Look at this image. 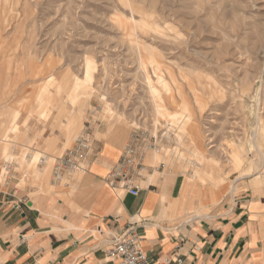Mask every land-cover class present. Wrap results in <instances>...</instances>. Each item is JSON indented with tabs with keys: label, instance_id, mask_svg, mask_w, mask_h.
<instances>
[{
	"label": "rangeland",
	"instance_id": "374dc122",
	"mask_svg": "<svg viewBox=\"0 0 264 264\" xmlns=\"http://www.w3.org/2000/svg\"><path fill=\"white\" fill-rule=\"evenodd\" d=\"M0 34L13 45L16 66L41 72L32 123L69 136L64 149L44 155L36 141L42 132L31 131L32 148L19 149L17 169L32 186L40 159L51 167L50 182L56 157L85 131L93 149L100 140L124 150L134 131L148 130L163 149L146 153L139 183L154 172L155 183L167 167L186 180L197 167L186 149L179 154L188 158L173 150L159 103L187 138L200 133L196 158L205 181L181 194L195 214L236 190L264 201V0H0Z\"/></svg>",
	"mask_w": 264,
	"mask_h": 264
},
{
	"label": "crops",
	"instance_id": "0c3cea01",
	"mask_svg": "<svg viewBox=\"0 0 264 264\" xmlns=\"http://www.w3.org/2000/svg\"><path fill=\"white\" fill-rule=\"evenodd\" d=\"M4 36L0 34V139L5 132L16 133L0 141V264H113L107 249L113 235L125 229L137 233L144 251L156 260L264 264V201L249 189L236 190L224 203L210 200L197 206V215L191 197L181 199L188 178L169 167L158 171L155 183L150 181L155 172L142 179L139 194L132 195L106 179L122 155V144L96 142L82 163L84 170L71 172L68 183H56L58 157L50 182L51 167L47 177L38 175L47 166L42 157L35 175L38 185L32 186L31 177L17 169L19 149L32 148L31 131L38 126L42 132L36 141L44 155L52 148L64 149L69 136L32 123L41 72L37 65L16 66L13 45ZM7 148L16 158L3 174ZM30 157L26 163L31 164Z\"/></svg>",
	"mask_w": 264,
	"mask_h": 264
},
{
	"label": "built area",
	"instance_id": "2783aa9c",
	"mask_svg": "<svg viewBox=\"0 0 264 264\" xmlns=\"http://www.w3.org/2000/svg\"><path fill=\"white\" fill-rule=\"evenodd\" d=\"M86 131L75 142L74 146L63 154L57 161L55 179L62 182L63 174H68L81 167V163L93 150V140ZM92 140V141H91ZM150 149L162 150L159 141L148 130L134 131L129 143L126 145L120 160L106 177L112 186H121L128 189L132 195L140 192L139 179L144 169V158ZM184 237L181 240L184 241ZM141 238L137 233L123 230L113 235L111 245L107 249V256L113 264H184L183 259L166 258L156 260L152 258L141 246Z\"/></svg>",
	"mask_w": 264,
	"mask_h": 264
},
{
	"label": "bare ground",
	"instance_id": "6f19581e",
	"mask_svg": "<svg viewBox=\"0 0 264 264\" xmlns=\"http://www.w3.org/2000/svg\"><path fill=\"white\" fill-rule=\"evenodd\" d=\"M151 91L154 94V99L157 102V93H156V91H155V89L153 87L151 88ZM158 105H159L158 106L159 107V111H158L159 115L160 116L162 115L164 117H168V126H167V128H168V130H170V131L173 132L172 140L175 143L174 144L175 147H174L173 150L176 151L179 154L181 148L182 149H186L187 153H189V156H190V157L188 156L190 158V162L193 163L195 165V167H197V170H195V172L193 173V175L190 176V177H188V180L186 181V185L187 184H190V192L191 191L194 192V189L196 188V186L198 184L197 182H199V181L202 182V180H204V178H205V173L203 174L201 172V169H200V166H201V162L199 161L200 159L199 158L198 159L196 158L197 155H198V153L200 152L198 150L199 149V142H200L199 141L200 140V133H199V131L197 129L193 133H191V138H189V137L187 138L185 136V134L183 133V131L175 124L174 119L176 117L174 115H172V114H168V109L165 106H163V105H161L159 103H158ZM106 106H107V109H108V106L109 105H106ZM109 109H110V107H109ZM168 130H167V132H168ZM8 135H9L8 132H5V134L3 135V139L2 140H4V141L9 140L11 137H9ZM167 136H168V139H171V138H169V132L166 134V137ZM7 137H9V138H7ZM178 150H179V152H178ZM180 156L181 157H184V158H188V157L184 156V153H183V155H180ZM25 159H27V158H25ZM10 163H11V160L9 158L7 160V162H6V165H4V173H7V169L9 168ZM51 163H52V158H49V164H48V166L51 165ZM48 170H49V168L45 169V171L41 172L40 174H38V171H36L35 173L38 174V175H41L42 177H47ZM212 171H213V169H212ZM186 185H185V188H186ZM184 189H183V192H185Z\"/></svg>",
	"mask_w": 264,
	"mask_h": 264
}]
</instances>
